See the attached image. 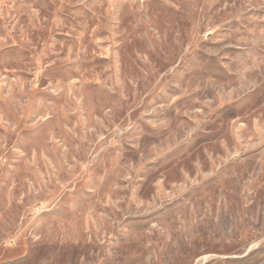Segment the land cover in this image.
<instances>
[{
	"label": "rangeland",
	"instance_id": "1",
	"mask_svg": "<svg viewBox=\"0 0 264 264\" xmlns=\"http://www.w3.org/2000/svg\"><path fill=\"white\" fill-rule=\"evenodd\" d=\"M0 264H264V0H0Z\"/></svg>",
	"mask_w": 264,
	"mask_h": 264
}]
</instances>
